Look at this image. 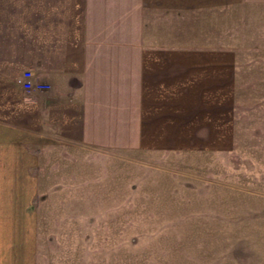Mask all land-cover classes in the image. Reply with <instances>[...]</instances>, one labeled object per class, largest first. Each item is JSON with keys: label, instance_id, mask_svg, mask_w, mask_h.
Instances as JSON below:
<instances>
[{"label": "crops", "instance_id": "1", "mask_svg": "<svg viewBox=\"0 0 264 264\" xmlns=\"http://www.w3.org/2000/svg\"><path fill=\"white\" fill-rule=\"evenodd\" d=\"M244 67H264V0H0V264H113L89 170L224 158ZM169 247L226 264L230 245Z\"/></svg>", "mask_w": 264, "mask_h": 264}, {"label": "rangeland", "instance_id": "2", "mask_svg": "<svg viewBox=\"0 0 264 264\" xmlns=\"http://www.w3.org/2000/svg\"><path fill=\"white\" fill-rule=\"evenodd\" d=\"M239 80L234 145L224 158L170 156L162 165L120 157L89 170L100 184L83 186L94 194L87 209L113 211V264L223 263L176 259L169 246L188 242L230 245L226 264H264V67H244Z\"/></svg>", "mask_w": 264, "mask_h": 264}, {"label": "built area", "instance_id": "3", "mask_svg": "<svg viewBox=\"0 0 264 264\" xmlns=\"http://www.w3.org/2000/svg\"><path fill=\"white\" fill-rule=\"evenodd\" d=\"M17 81L22 85L24 89H46L48 84L39 82L31 77L29 71H23Z\"/></svg>", "mask_w": 264, "mask_h": 264}]
</instances>
